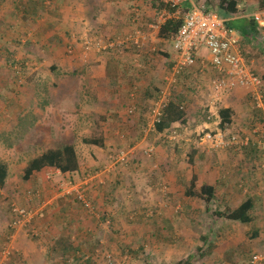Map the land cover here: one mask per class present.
Listing matches in <instances>:
<instances>
[{
    "label": "rangeland",
    "instance_id": "1",
    "mask_svg": "<svg viewBox=\"0 0 264 264\" xmlns=\"http://www.w3.org/2000/svg\"><path fill=\"white\" fill-rule=\"evenodd\" d=\"M21 2L22 0H0V17H3L4 13L6 15H9L12 9L15 7V4H20ZM250 3L252 2L249 1V4ZM164 9L165 10H162V12L166 11V8ZM161 15L162 13L157 14V18L159 19ZM240 24H242V22L240 21L234 22V27L237 28V26ZM1 31L0 81L1 84L3 83V85H1L2 89L0 91V103H5V101L1 97L5 99L7 97L11 103H13L14 101H24L28 102L27 104L32 107L24 108L23 113L28 114L29 117L21 121L18 127L16 126L13 130L11 129L8 131H0V148H2L3 150V154L0 151V161L4 162L7 165L10 175V187L7 184L6 190L1 191L2 194H0V264H6V262H9V259L16 257L17 252L14 251V249H18V247H21L23 245L26 247L28 243L36 244L37 246L39 245L38 242H29L32 239L28 238L27 234L25 233V229L23 230L21 228L22 225L27 221V219L16 229L10 228L11 218L13 214L12 209H24L26 211H29V213H31V216H34L42 209L45 213L46 209L50 207L51 203L52 208H57V206L63 205V203H57L56 205L54 204V201H62L64 199L70 200L69 197L64 198L70 195H65V192L63 190V184L69 181L67 180L65 182H62L68 177L65 178L59 176L58 174L53 177H47L50 175V172H47L46 175H44L45 181H48V184H45L47 186H45L43 189V200L38 201L34 199L36 201V204L32 205L31 202L29 203V201L25 199V193L29 190H27L25 184L24 188H21V183L24 182V180L22 179V175L24 173V169L26 168L25 160L27 159L23 158L33 156V152H31V149L34 150L35 154L43 152V127L36 124L37 120L35 119L38 117V115L37 117L35 115L39 113V110L36 111L38 106L35 105L43 100V76L35 74L31 83L29 84L30 76L26 75L25 78H14V69L16 66L13 68V71H11L9 69V64L11 62H14L16 55H18L19 53H23L24 49H32L39 60H32V62L30 61L28 62V64H34L35 67L38 68V72L43 70V59L40 57L43 54L38 51V49L43 50V45L37 43L38 39L41 41L43 40V19L38 20L33 28H27L26 30H19V28H16V32H19V35H21L23 38L21 41H23L25 38H29L31 40V46L27 45L22 47L20 45L17 46V44L16 46H14L13 43L8 40L6 42L7 46L5 47L4 38L2 40L1 37H8V34L4 30ZM24 31H26V36H24ZM9 35L10 37H16L13 29L10 31ZM85 36L86 35H82V38L85 39ZM78 37L80 38L81 35H79ZM258 38H260V40H257L255 38L249 44L245 42L242 43L241 41V49H243V51L247 54V57H245V59L248 62L251 60L257 61L254 62V65H256L258 69H264V35L262 34L261 37ZM22 43L23 45H25L24 42ZM35 45L37 49H35ZM70 48L71 49H68V47H64V55L67 57H74L71 54L74 55L75 50L72 47ZM121 52L125 58H132L134 60H138L141 58L138 57V55L140 54H137L136 52L132 53L129 52V50L127 53H125L124 51ZM198 53L201 56L208 55V51L205 48H200ZM28 58L33 59L32 56H28ZM160 59L161 57L152 59L154 60V63L152 65H148V67L145 65H141V61L133 62L131 60V65H138L135 67L140 71H143L150 67V70L152 72L158 71L159 74L161 73L154 79V81L151 80L152 82H150L148 79L141 81V87H143V89L148 88L150 89V91L155 92V88L159 87L158 82L162 80V71H164V69L162 68L164 62H160ZM259 72H261V70H259ZM188 73L192 78H194V75H198L196 73V69L194 68L190 69ZM258 75L262 77L261 80L264 82L263 74ZM14 79H16L15 88L7 90L5 82L8 83V80H10L9 82H11V80ZM146 82L147 84H145ZM179 82V85L181 86L176 87L174 93L178 94L177 91H180L181 93L188 92V101L184 102V112L187 115V120H189V123H186V121L184 122V125L175 123L168 130H165L166 132H168V134H166V139H169L168 142L164 143V139L159 141V135L158 137L156 136L157 140L155 139L156 133H153L149 130L152 127V117L149 115L148 128H146L144 132L145 135L143 136V134L140 133L141 131L139 132V130L135 129V126H133L135 124L134 117L137 115H133V113L125 115L126 120L124 122L127 123V125H130L129 128L125 125L117 126L114 128L113 132L115 133V139L113 140V144L108 146V149L110 147L111 150H108L103 155H97L101 154V151L97 149L92 152L91 147L84 145L83 142H81L80 137H78V139L75 138L76 141L74 140V145L77 146V151L79 152V159L82 168L84 170L86 169V171L97 172V175H99V180L101 181L107 179V183L104 186L108 185V183L110 182L112 186H116V189L113 190L111 195L108 194L109 188L102 191V196L100 197V199L103 205H101V209L103 215H105L103 217V220H101L102 217L100 215L98 216V221L94 220L95 218H90L91 222H96L98 228H96V226L94 227L93 225L94 228H92V230L89 227V232H94V229H97V232L100 236V241L104 244V247L105 245H108L105 248H107L108 253H111L113 257L115 256L114 259L117 264H177L178 262L175 263V261L179 260L181 257L182 259L188 260L192 258L193 264H211L210 257L212 259L214 258L213 256H209L210 252H215V248L221 249V245L223 243H225L227 247H232L233 252H231V254L225 255L223 261L221 260L222 262L218 261L212 264H246L248 261L247 259H249L254 253L252 252V250H250L252 245V238L249 237V227H246V225H231L216 220V217L212 215V212H214L215 209L221 210V207L218 208L216 201L208 205L209 208L208 210H206L207 206H205L203 203H200L197 199L186 197L184 195V190L189 186L190 180L193 176L195 177V185L197 188L206 183H215V186H217V179L222 181V175L227 178L230 177L229 174H226L224 169L225 167L222 166L221 154H225L226 157H228L226 151L228 150V148L240 152L239 148H233L231 145H229L231 133H234L233 126L231 125L228 130L222 131L221 129H219L218 124L215 123L216 121H213V118L210 117V114L207 112V110L201 107V101H203V103L205 101V98H203L205 95V89L203 88V85L205 83L204 79H202V81L200 80L198 83H196V85H192L191 89L188 88V90H186V88L182 86L181 80H179ZM150 83L152 86L149 85ZM9 85L11 84L9 83ZM130 86L131 85H129V87ZM28 87H30L31 96L26 90V88ZM189 91L191 92V94L189 93ZM24 92H26V94ZM184 95L186 96V93H184ZM24 97L26 99H24ZM227 98L229 99V96H227ZM228 99H226L225 97L226 103H228L229 105L235 101L233 97L229 100ZM14 106L15 105H13L12 108ZM1 109L5 111V108ZM2 115L3 114L0 113V118L2 117ZM248 116L250 115L248 114L247 117ZM205 117L208 118L206 119ZM132 118L134 119L131 121ZM247 120L245 122H247ZM38 122L41 123V119H39ZM206 122H208V124L204 126ZM252 126L253 123H251V125L248 126L246 130L249 131L250 129H252ZM255 126L258 128L264 127L259 123L255 124ZM235 127L237 130H239L243 128L244 125H240L239 127L235 125ZM0 129H3V127H0ZM31 130L35 133L34 135L29 134ZM40 131H42L41 134H39ZM240 131L242 132V130ZM241 132H238L240 137L241 134H244ZM218 133H220V135H217L214 138V136ZM259 133H262L261 129L259 130ZM150 135H152L154 143L158 142L156 144H153L152 146L154 149V156L151 155L153 153H148L147 155L143 154V156L141 155L138 159V168H135L136 166L129 164L127 165L129 167L122 171V174L116 175L119 170L117 167V169L114 170L108 178V174L112 171L108 170L107 168V166L109 165L108 156L113 155L114 151L116 152L117 150H120L122 148L132 147L134 144H136V138L140 137L139 139H137V141L139 140V142L137 143H140L141 139L144 140V138L146 137H151ZM205 135H210L212 139L206 140ZM161 136L165 135L162 134ZM171 137H175L176 141ZM31 138L33 139V141H30ZM147 138L145 139V143H143L144 146H146L147 144ZM216 140L220 142L218 148L213 146ZM180 143H182V148L180 149V151L178 153H172L171 150ZM55 144H57L58 146L64 145L65 141L64 143ZM149 146L150 147H148V149H151L152 147L150 144ZM11 148H15V150L13 149L9 152ZM257 148H264V145L261 144L257 146ZM220 151L222 152L220 153ZM9 153L11 155H9ZM196 155H203V160L198 159ZM189 157L191 158L190 160ZM224 157L225 156H223V158ZM88 161H90V164L88 163ZM241 177V175L235 176L233 174L232 181H237V179L239 180V178ZM242 179H245L242 180V185H248V177L246 179V175H244ZM86 182L84 183L86 184ZM77 185H80V183ZM40 190H42V188H40ZM33 193L36 195L37 190H35ZM259 193L261 194V200L264 205V190H259ZM216 194L218 195V192H216ZM57 196L61 198H58ZM127 197L131 198L132 203L135 206V208L131 211L130 202L126 201V204H122V201H124ZM34 198L37 197L34 196ZM237 198H239V200L241 201L242 195H238L235 199L231 200V206H233L234 208L239 204L236 200ZM71 203H73V201H71ZM191 208H195V211L191 210ZM150 209L151 212L153 210H156L158 213L163 212V215H165V217H167L168 219H170L172 216L174 225L176 226V233L179 234V237H181V239L176 236L178 243L171 245L162 240V242L164 243H159L158 246H155V244L157 243L154 240H151L150 246H146L145 252L140 253V255H135L132 252L130 253V255L127 251H125V255L120 254L122 246H126V250L129 248L130 250H134L136 249V247L139 248L140 240L142 239L138 236L139 232H136V230L140 228V221H142V223L144 224L141 212L142 210H147L150 212ZM63 210L64 209L62 208V210L57 212V214H63ZM181 212L184 215H191L189 217L194 219V222H192L189 218L188 221H186L185 217L181 216ZM260 212H264V207L261 208ZM203 213L207 217H202L204 218V221H201L197 217H200ZM47 214L48 217H50V213ZM43 219L45 218L43 217ZM30 220L29 223L32 225L33 220ZM34 222L38 223L36 221ZM157 224L159 226L161 225V223L158 221ZM145 225L147 226V223ZM44 226L47 228V230L58 228V230H56L54 233V237L58 235L57 231H62L61 228L57 226H48L47 221H43V227ZM133 226L134 230H131ZM37 229L41 230L38 228V226H32L30 231H37ZM209 232H218L220 235H215L221 238L218 237L215 242H211L209 246L207 245L208 247L205 246V248L203 249L204 254L201 255L200 258L198 254L196 255L190 252L186 253L184 251L185 248H183V237H185L188 242L194 244L195 247H198L196 246L198 235H208ZM16 234L23 235V243L18 237L16 238L14 236ZM73 236L75 237V239H77L76 233L73 234ZM164 237H166L165 234ZM98 242L99 241H97V243ZM14 244L15 248L13 247ZM65 245V249L69 250V252H67L66 254H53L52 256H50L52 257L51 259H46V255L44 253L42 259V257L37 256V251H33L35 254H33V252L29 254V259L31 262L29 261L27 262V264H84L82 261H80L81 259H76L77 253L72 252V249H69V247L72 246L70 244L68 245V241L65 243ZM2 247H4L5 249L2 250ZM41 248L43 249V247ZM62 249L63 248H61V250ZM156 250H159L160 253H158ZM262 250H264V246L262 247ZM262 250H259L261 251L260 253H264V251ZM83 256L86 259L90 255L85 253L83 254ZM130 256L132 257V259L129 263L123 262L124 260L129 259ZM196 256H198V258H196ZM148 257H150L149 259H152L151 263H148ZM137 258H140V260H137ZM158 258H161V260L157 261ZM133 259H136V261L134 262ZM83 261L85 262L84 259Z\"/></svg>",
    "mask_w": 264,
    "mask_h": 264
},
{
    "label": "crops",
    "instance_id": "2",
    "mask_svg": "<svg viewBox=\"0 0 264 264\" xmlns=\"http://www.w3.org/2000/svg\"><path fill=\"white\" fill-rule=\"evenodd\" d=\"M53 2L55 3L57 11L56 13H53V16H47L46 19H43V50L38 49V51L43 54L40 56L43 59V70L38 72V68H36L34 64H28V62H32V60H39L34 51H32L31 53L33 59H28L24 55H21V57H18V55H16L15 57V61L17 60L20 63L24 62L25 65H27V69H29L32 74L36 73L39 76H43V101L45 103H43L42 109H36V111L39 110V113L35 115L36 117L38 115L36 124L43 127V133L42 131L39 132V134H43V152L35 154L34 150L31 149V152H33V156L23 158H27L25 160L26 167L29 162H31L34 158L40 156L41 154L49 150L61 149L62 146L67 144H72L74 146L76 155L80 162L79 152L77 151V146L74 145V140L75 138L78 139V137H80L81 142H83L84 139L91 138L92 132L97 128L100 129V131H102L103 133L105 146L103 149L91 147V151L94 152V150L97 149L101 151V154L97 155H103L108 150H111L110 147L108 149V146L112 145L114 142V128L123 125L127 126L128 128L130 126L124 122L126 120L125 115L127 114V108L131 106V102L133 101H129V95L131 93V86L129 87V85L130 82H133L134 77H139L137 72L128 73L127 70L123 69V61L130 64V58L123 57L124 59L122 61V56L117 57L113 54L96 55L94 52L84 53L80 51L78 44L75 43V40L79 35H81L80 38H82V35H90V37H92L93 39L123 36L129 33L131 28H133L132 21L136 18L137 20L134 28L140 27L141 31L146 35V40L142 47L143 51L138 50V52H136L137 54H140L139 56L145 59L144 55L149 50H153L157 47V45H160L162 49L164 48L165 53L170 54V56H163L160 59V62H164V65L162 66V68L164 69L165 66L166 68L170 66V62L172 60L171 58L174 55L172 42L159 40L157 37L158 29H151L158 21L157 13L163 14L165 12H158V5L155 6V3H158V0H53ZM135 11H137L136 15L134 14ZM70 44L74 46L75 50H77V53H75V55L71 54L74 57H67L64 55V47ZM45 46L47 48H45ZM35 49H37L36 45ZM27 56L31 57L30 55ZM120 59L122 63L116 62V60ZM254 62L257 61H249L256 75H264V69H258V67L254 65ZM153 63L154 60L147 59L146 66L148 67V65H152ZM259 70H261V72H259ZM154 72H152L149 67L148 69L144 70L143 75L150 81L159 76L158 71ZM199 77L202 81L203 76ZM262 83L264 89V82ZM1 85H3V83L1 84L0 81V91L2 89ZM24 93L26 94V92ZM232 97L233 99H235L232 104L229 105L225 100L222 106L217 109L208 110L209 108H207V105L204 104L203 101H201L200 105L207 110V112L210 114V117H212L213 121H216L215 123L217 124H219L218 122L220 121L218 115L219 110L221 108L230 109L232 112L231 125L233 126V129L239 132H241L240 130H242L241 133H244L245 137L249 138L248 146L251 144L254 146L257 143V137L256 135L252 134V131L254 128L255 130H257L258 136L260 138L262 137L263 132L259 133V130L261 129L262 131L264 127L258 128L255 126V124L259 123L264 126V108L262 110L257 109L253 104H251L248 95L242 90L233 92L229 96V99ZM6 99L7 100L4 104L0 103V113L3 114L2 117L4 119L3 120L2 117L0 118V127H3V129H0V131H8L18 124L16 123L17 119L15 120V113H18L19 108H32L27 104L28 102L14 101L13 103H11L7 97ZM24 99L26 98L24 97ZM13 105L15 106L12 108ZM1 108H5V111ZM248 114L250 116L247 117ZM20 116L23 115L21 114ZM134 118V122H136L137 115ZM134 118H132L131 121ZM205 118L207 119L208 117ZM39 119H41V123L38 122ZM246 120L247 122H245ZM185 121L186 123H189L186 114L184 122ZM184 122H178V124L180 123V125H184ZM251 123H253L252 129H250L249 131L246 130L248 126L251 125ZM206 124H208V122H206L204 126ZM235 125H237L238 127L240 125H244V127L237 130ZM133 126H135V124ZM31 132V135L35 134L32 130ZM145 139L146 138H144V140L141 139V142L138 144L144 146L143 143H145ZM30 141H33V139L31 138ZM64 141V145L58 146L57 144H55L64 143ZM13 149L15 150V148H11L9 152ZM0 151L3 154L2 148H0ZM226 151L228 157H226L225 154H221V162L222 166L225 167L224 169L226 174H229L230 177L227 178L222 175V181L217 179V186H215V183L206 184L213 186L215 192H218V195L216 194V196L219 197V201L220 199H223L224 202H226L227 205H229V207L231 208H234L233 206H231V200L235 199L238 195H242V200L240 201L239 198L236 199L239 203L237 207L246 199L252 200V208L248 214L250 216V222L242 225H246V227H249L250 229V225H252L253 223L255 228L259 229V232L257 233L258 235H256L255 238L251 237L252 245L250 250H252V252L254 253L261 252L259 250H262V247L264 246V215H262L264 214V212L261 213L260 210L262 207H264V205L261 200V194L259 193V190H264V148L255 149V147H252L251 149L248 148L240 152L228 148V150ZM221 152L222 151H220V153ZM9 155L11 154L9 153ZM223 156L225 157L223 158ZM88 163L90 164V161H88ZM85 171L86 169L84 170L80 163V170L78 173H81L80 175H82L83 173H87ZM47 172H50V175L47 177H53L57 174L60 176V172L58 170H55L53 168L50 170L46 169L42 170L41 172H34L27 181L21 183V188H24L25 184L27 190L29 189L25 193L24 197L27 201H29V203L31 202L32 205L36 204L35 200H43V189L45 186H47L45 184H48V181H45L44 177ZM75 174L76 173L72 174V176H74ZM233 174L235 176L241 175L242 177L246 175V179L248 177V185H242V180H245L242 179V177L239 178V180L237 179V181H232ZM63 176L66 178V176H69V174H64ZM77 178L78 176L73 177L74 180H76ZM40 188H42V190H40ZM107 188H109L108 194L111 195L113 190L116 189V186H112L110 182L105 186V188H102V191L106 190ZM35 190H37L36 195L33 193ZM99 191L100 192L92 193V198L94 199L96 208L102 212L101 205L103 204L101 203L100 199V197L102 196V191ZM34 196H36L37 198H34ZM57 197L61 198L59 196ZM126 199L122 201V204H126V201L130 202L131 211L135 208V206L133 205L131 198L127 197ZM71 201V199L54 201V204L56 205L57 203H63V205L57 206V208H52L51 203L50 207L46 209L45 213L43 214V217H45V219H43L40 214L43 211L42 209L39 212L40 215L37 216L38 220H36V222L43 225V221H47L48 226H57L61 228L62 231H57L58 235L55 237L54 233L56 230H58V228L47 230L49 233V238L51 242H53L52 244L54 245V243H58V245H56L55 247L58 248L57 252L63 253V249L61 250V248H66L65 243L68 241V245L72 244L73 250V247H75L78 248V250L82 253H85L92 250L93 242L85 237V234H83V230L78 231L79 225H73V223L71 222L70 214L77 215H72L73 222H82L84 220H88L84 222L85 229L90 227L92 230V228H94L97 224L93 227V222H91L90 218L93 219L94 217H90L88 219L87 216H84L82 214V210L78 209V206L74 202L71 203ZM62 208L64 209V213L57 214V212L62 210ZM47 213H50V217H48ZM189 216L191 215H187V217ZM187 217H185L186 221H188ZM201 217L207 216L203 213ZM94 220H96V218ZM169 220L170 225L167 229L168 233L165 235L168 239L172 240V242H168V244L171 245L173 244L172 236L175 237L176 234L179 239H181V237H179V234L176 233V226L174 225L173 217L171 216ZM139 227L140 228L137 229L136 232H139L138 236L142 240H144L150 232L151 226L148 227L144 225L142 221H140ZM133 228L134 226L131 230H134ZM75 233L77 239H75V237L73 236V234ZM209 234L210 239L206 242H204L202 236L206 237L207 235H198V241L196 245L198 247H195L194 244L188 242V240L183 237V248H185L184 251L186 253H194L199 249L203 250L205 246L208 247L212 240L216 239L211 232H209L208 235ZM14 236L16 238L18 237L23 243L24 237L22 234H16ZM13 247L15 248V244L13 245ZM40 247L41 245H30V243H28L26 247L24 245L18 247V249H14V251L17 252L16 257L9 259V262H6V264H27V262L30 261L28 254L32 253V248L33 251L35 250V252L37 250H40L37 251L40 254L48 252L47 246H43V249H40ZM225 247L227 248L228 252H210L209 256H213L214 258L212 259L210 257L211 264L216 263L217 261H223L226 254L233 252L232 247H227V245ZM156 251L160 253L159 250ZM21 254H23L24 256H28L27 258H21L19 256ZM158 259L159 261L161 260V258ZM184 260L185 259H182L181 257L179 260L175 261V263H179ZM191 261L193 262L192 258Z\"/></svg>",
    "mask_w": 264,
    "mask_h": 264
},
{
    "label": "trees",
    "instance_id": "3",
    "mask_svg": "<svg viewBox=\"0 0 264 264\" xmlns=\"http://www.w3.org/2000/svg\"><path fill=\"white\" fill-rule=\"evenodd\" d=\"M193 1L196 3L197 6H203L207 12L217 13L223 17L235 18L229 22V25L231 26V28L233 30L237 31V33L239 34V36H240V42H239L240 47H241V41H242V43L245 42V43L249 44L255 38L257 40H260V38H258V37H261V35L264 34V28L259 27V25L256 24L254 22V20L249 16L253 11L264 10V0H244L242 2H240V0H193ZM249 1H251L252 3L249 4ZM239 3H240V5L242 4L241 7H238ZM156 5H158V12L165 10L164 8H166V11L168 13L173 12L168 7V5L164 4L161 0H158V3H155V6ZM56 11H57V9H56V6H55V3L53 2V0H22V2L20 4H18V3L15 4V7L12 9L11 13L9 12L10 13L9 15H6L4 13L3 17H0V31L4 30L8 34V37H6V36L1 37L2 40L4 38V41H5L4 46L5 47L7 46L6 42L8 40L11 41V43H13L14 46H16V44H17V46L20 45L22 47L27 46V45L31 46V40L29 38H25L23 41H21L23 38L21 35H19L20 34L19 32H16V28H19V30H26L27 28H33V26L38 22V20L46 19L47 16H53V13L54 12L56 13ZM19 14H22V15H19ZM157 14H159V13H157ZM246 16H248V17H246ZM182 20H183V17L170 18V19L165 20V22L162 23L160 25V27L158 28V34H157L158 39L161 41H167V42L173 43V40H174L177 32L179 31L181 25H182ZM239 21L242 22V24L238 25L237 28H235L234 22H239ZM12 29L15 32L16 37H14V36L10 37L9 34H10V31ZM25 34H26V31H24V36H26ZM106 38L107 37L101 38V39H93L92 37H90V35H86L85 39L79 38V37L76 38L75 43L78 44L80 51H82L84 53L94 52L96 55L113 54L117 57L122 56L121 59L123 61L124 55L122 54V52H119L118 50H111V51L110 50H108V51H103V50L97 51L96 50V48H95L96 42L99 40H104ZM22 42H24L25 45H23ZM37 43H40L43 45V40L41 41L38 39ZM67 47H68V49H71L70 47H72L74 49V46L71 44L66 46L65 48H67ZM45 48H47V47L45 46ZM128 50H129V52L134 53V52H138L139 49H136L134 46H130L128 49L125 48L123 51L125 53H127ZM141 50L142 49H140L139 51H141ZM241 51L246 55V56L244 55V57H247V54L243 51V49H241ZM31 53H32V49H24L23 53L18 54V57H21V55H24L28 58L27 55H31ZM75 53H77V50H75L74 55H75ZM144 56H145V59H143L141 56H139L141 58L138 60L130 59V64L123 61V63H124L123 69L124 70H127L128 73L137 72V74L139 75V77H134L133 78L134 80L132 79L133 82H130V85L132 87L130 88L131 93L129 95V101H131V100H133V101L131 102V106H129L127 108V114H132V113H133V115L137 114V120L135 122L134 128L138 129L139 132L141 131L140 133L143 134V136L145 135L144 132H145L146 128H148V115L149 116L152 115L154 103L158 100L159 95H160L161 91L163 90L165 83H166V81L164 80V76L169 71V68L171 66L170 65L168 68H166V66L164 67V71L162 72V80L160 82H158L159 87H157V88L153 87V88H155V92L150 91V89H148L146 87H145L146 89H143V87H141L142 86L141 81L146 79L145 76L143 75L144 70L140 71L139 69H137L135 66H138V65H136L135 63H134L135 65H131V60L133 62L134 61L135 62L141 61L140 62L141 65L146 66L147 59L151 60V59L156 58V57L162 58L163 56L168 57V56H170V54L165 53V50H163L162 47H160V45H157L156 48H154L153 50H149ZM121 59L116 60V62L122 63ZM14 67H15V69H14L15 70L14 71L15 77L14 78H16V79H17V77L25 78L26 75H29L30 76L29 84H30L36 73L32 74L30 72V70L27 69V65H25L24 62L20 63L17 60H16V64H15V61L11 62L9 64V69L11 71H13ZM16 79L11 80V82H9V80H8V83L5 82L7 90L8 89L11 90L12 88H15ZM179 80L182 81V86H184L186 88V90H188V88L191 89V86L196 85V83H198L201 79L198 75H194V78H192L191 75L188 73V71L185 70L176 76V82L168 88L169 93H170V97L168 98L167 102H165L160 107V109H159L160 116L157 117V120L154 122L151 129H149L153 133L154 132L156 133V135L154 134L155 139H157L156 136L158 137V135H159L158 140L160 141V140L164 139V143L168 142V140H169V139L168 140L166 139V134H168V132H166L165 130H168L175 123L184 122V119H185V112H184L185 111V108H184L185 103L184 102L188 101V95L189 94H188V92H184V93H186V96H185L184 93L183 92L181 93L180 91H177L178 94L174 93L175 88L181 86V85H179V83H180ZM152 81H154V79ZM152 81L150 80V82H152ZM9 83L11 85H9ZM138 84H140V85H138ZM145 84H147V82ZM149 85H151V83ZM203 88L205 89L204 85H203ZM27 91L29 92L28 94L30 95V92H31L30 87L27 88ZM189 93L191 94L190 91H189ZM131 94H132V96H131ZM17 95H18V93H17ZM205 97L206 96L204 95L203 98H205ZM1 98L6 102L5 98H3V97H1ZM43 103H45L43 100H41L39 103H37L38 109L43 108ZM148 105H149V107H148ZM129 110L130 111L132 110V112L129 113ZM149 111H150V113H149ZM23 112H24V109L19 108L18 113H15V120L17 119L16 123H18L17 125H15V127L16 126L18 127L19 124L21 123V121H23L24 119L29 117L28 114H25ZM21 114L23 116H20ZM16 115H17V117H16ZM218 115H219V119H220L219 124H218L219 129H221L222 131L228 130L232 124V112H231V110L221 108L218 112ZM35 119L37 120V118H35ZM15 127L14 128L12 127L11 129L13 130V129H15ZM235 132L237 133V131H235ZM31 133H29V134H31ZM162 134L165 136H161ZM171 134H174V133H171ZM150 136L151 137H148V138L146 137L147 138L146 146H142V145H139L137 143V142H139V141H137V139L140 138L138 136L139 138H136V144H134L132 147L122 148L120 150H117L116 152L114 151L113 155L108 156L109 160H110V161L108 160V164H109L112 161V157L116 153H118L119 151L124 150L125 152H129L127 164L124 166H120L121 168L118 167L119 170H118V173L116 175L122 174L123 173L122 171L127 169L129 167L127 165H129V164L136 166L135 168H138V159L140 158V156L141 155L143 156V154L147 155L148 153L150 154V153L154 152V149L152 146H153V144H156L158 142L154 143V139H153L152 135H150ZM171 138H173V140H175V137H171ZM83 144L87 145L89 147H96L99 149H103L105 146L104 145L105 142H104V137H103L102 131H100V129H98V128L96 130H94L91 134V138L84 139ZM149 144L152 147L151 149L150 148L148 149V147H150ZM181 144L182 143L178 144L175 148H173L171 150L172 153L173 152L178 153L180 151V149L182 148ZM179 145H181V146H179ZM252 147H255V149H257L256 144L254 146L252 144L249 146L248 145L247 146L241 145L240 147H237V148H239L240 151H242V150H245L248 148L251 149ZM151 155L154 156V153ZM196 156L198 159L203 160L202 157H204V156H202V155L201 156L196 155ZM190 159L191 158L189 157V160ZM52 168L55 170H58L60 172V176H62V177H64L63 176L64 174H69V176H66L68 178L62 182H65L68 180L73 185H77L80 183V186H79L80 193L83 196V198L90 203L91 210L85 209L82 205L81 199H79L74 194H72L70 196H66L64 198L69 197L71 199V197H72V201L78 206L77 208L78 209L80 208L82 210V214L84 216H87L88 219L91 216V217L96 218V221H98L99 220L98 216L100 215L102 217V218L100 217L101 220H103V217L105 214L103 215V213L96 208L95 203H94V199L92 198V193L100 192L99 190L102 191V188L105 187L104 185L106 184L107 179L104 181L99 180V175H97L98 173L93 172V171H86L87 174L83 173L82 175H80L81 173H78L80 170V162L78 160L74 146L72 144L64 145L61 147V149L49 150V151L41 154L40 156L34 158L31 162H29L27 167L24 169L22 179L24 181H27L34 172H41L42 170H46V169L50 170ZM116 169L117 168L113 169L108 174V178H109L110 174ZM120 172H122V173H120ZM74 173H76V174L74 176H72V174H74ZM77 176H78V178L76 180H74L73 177H77ZM9 180H10V175H9L8 167L4 162L0 161V194H2L1 191L6 190L7 184L8 185L10 184ZM84 182H86V184ZM216 192L214 190V187L210 186L208 184H203L199 188H197L195 185V177L193 176L192 179L190 180L189 186L184 190V195L186 197L197 199L200 203H203L205 206H207L206 210H208V208H209L208 205H210L214 201H216L218 208L221 207V210L215 209L214 212H212V215H214L216 217V220H219V221H222L224 223L231 224V225H242V224H247L250 222V216L248 214L252 208V202H251L252 200L251 199H246L237 208H231V207H229V205H227L226 202H224L223 199H220V201H219V197L216 196ZM12 210L11 211L13 214L11 213L12 218H11L10 228L16 229V228H13L12 223L15 220V218L17 219L18 217H16L15 209H12ZM191 210L195 211V208H191ZM40 214H41V217H43L44 211H42ZM40 214L38 212L37 214L32 216L33 217L31 219V220H33L32 225L29 223V220H28L21 227L23 230L25 229V233L27 234V237L32 239L29 242H33V243L38 242V243H40L38 246H40V245L47 246L48 252L49 251H51V252L44 253L46 255V259H51L52 257H50V256H52L53 254H63V253L66 254L67 252H69V250H67V249L65 250V247H63V253L57 252L58 248H55V247H56V245H58V243H54V245L52 244L53 242H51V240L49 238V233L47 231V228L45 226L43 227V225H41V224L34 222V221L38 220L37 216H39ZM180 214H181V216L187 217V215L182 214V212ZM72 215L77 216L76 214H72ZM72 215H70V217H71V222L73 223V225H79L78 231L83 230V234H85V237L87 239H90V241L93 242L92 250L85 252V253L90 255L86 259L83 256V254H85V253H82L81 251H79L78 248L73 247L74 248V250H73L72 247H69V249H72L71 250L72 252L77 253L76 259H81L80 261H82L84 264L85 263L86 264H117L115 262V259H114L115 256L113 257V255L111 253H108L107 248H105L108 245H105V247H104V244L100 241V236H99L97 229H96V228H98L96 225V222L95 221L93 222V225H96L94 232H89V228L85 229V226H84V222L88 221V220H84L82 222H73ZM141 215H142V219L144 220V225L147 223L148 227L151 226L150 232L148 233V235L146 236V238L144 240H140L139 248L136 247V249H134V250H130V248H129L126 250V246H122L120 254L125 255V251H127L129 254L132 252L135 255H140V253L145 252L146 246L147 247L150 246L151 240L156 241L157 244H155V246H158L159 243L162 242V240H164L167 243L169 241L172 242L171 239L164 237V234L168 233L167 229L170 225V220L167 219V217H165V215H163V212L158 213L156 210H153L151 212V209H150V212L147 210H142ZM187 218H189L192 222H194V219H192L191 217H187ZM197 218L200 219L201 221H204V218H202L201 216L197 217ZM157 221L161 223L160 226L157 224ZM32 226H34V227L38 226V228L41 230L37 229V231H30ZM249 232L251 234L250 237L255 238L256 235H258L257 233L259 232V229L255 228L254 224L252 223V225H250V231ZM215 234H219V233L218 232L212 233V235L217 239L219 236H216ZM176 236H177L176 234H175V237L172 236L173 244L178 243ZM202 237L204 239V242H206L210 239V234L207 235L206 237L205 236H202ZM216 239L212 240V242H215ZM52 241H53V238H52ZM97 241H99V242L97 243ZM30 245H34V244L30 243ZM70 245L72 246V244H70ZM43 246H41V247H43ZM225 246H226L225 243H223L221 245V249L215 248V252H217V253L220 251L226 252L227 248ZM4 247H2V250L5 249ZM31 250L33 252V248ZM37 251H39V250H37ZM33 254H34V252H33ZM194 254H198L199 258H200L201 254H204V250L199 249L196 252H194ZM228 254H231V253H228ZM228 254H226V255H228ZM19 256L21 258H27V256H24L23 254H21ZM37 256L42 257V259H43V254H40L39 252H37ZM149 258L150 257H148L147 261H148V263H151L152 259H149ZM196 258H198V256H196ZM83 259L85 260V262L83 261ZM131 259H132V257L130 256L129 259H126L123 262L129 263L131 261ZM249 259H247V260H249ZM137 260H140V258H137ZM133 261L135 262L136 259H133ZM157 261H159V259H157ZM177 264H193V262L191 261V259L190 260L185 259L184 261L179 262Z\"/></svg>",
    "mask_w": 264,
    "mask_h": 264
},
{
    "label": "built area",
    "instance_id": "4",
    "mask_svg": "<svg viewBox=\"0 0 264 264\" xmlns=\"http://www.w3.org/2000/svg\"><path fill=\"white\" fill-rule=\"evenodd\" d=\"M161 1L168 5L173 12L167 14L168 12L165 11L151 28L152 30H157L169 18L183 17V20L172 43L174 55L171 58L169 71L164 76L165 86L158 100L154 103L151 115L152 126L157 117L160 116V107L170 97L168 88L176 82V76L192 68L196 69V73L199 76H203L206 83H204L206 91L204 103L209 108L208 110L220 108L224 103L225 97L227 99V96L238 90L244 91L248 95L251 104L262 110L264 108L263 83L261 77L256 75L252 65L245 59L241 51L239 34L229 25V22L235 18L207 12L203 6H197L193 0ZM242 1L244 0H240V2ZM241 5L239 3L238 7H241ZM134 14L136 15L137 11ZM249 16L259 27L264 28V10L253 11ZM136 20V18L133 19V28L126 35L108 37L97 41L95 44L96 50H118L121 52L130 46H134L139 50L142 49L146 35L141 31L140 27L134 28ZM200 48L207 49L208 55H199ZM131 112L132 110H129V113ZM252 132L253 135L257 134L255 129ZM262 132L260 140L264 139V130ZM217 135H220V133L216 134L214 138ZM205 138L206 140L212 139L210 135H205ZM260 140L258 144H261ZM219 143L216 140L213 146L218 148ZM248 144V137L241 138L235 131L231 133L229 145L232 147L237 148ZM128 155L129 152L124 150L116 153L107 166L108 170L111 171L126 165ZM63 185L65 195H76L81 199L83 207L91 210L90 203L80 193V185H73L71 182H66ZM15 213L18 218L13 221V228L19 227L26 219L30 220L32 218L31 213L24 209L16 208ZM247 264H264V253L254 254L250 257Z\"/></svg>",
    "mask_w": 264,
    "mask_h": 264
},
{
    "label": "clouds",
    "instance_id": "5",
    "mask_svg": "<svg viewBox=\"0 0 264 264\" xmlns=\"http://www.w3.org/2000/svg\"><path fill=\"white\" fill-rule=\"evenodd\" d=\"M169 19H170V18H169ZM164 22H165V21H164ZM164 22H163V23H164ZM128 48H129V47H128ZM138 57H139V55H138ZM131 59H132V58H131ZM135 60H136V59H135ZM253 129H254V128H253ZM263 130H264V129H263ZM263 130H262V131H263ZM238 132H239V131H238ZM238 132H237V133H238ZM244 137H245V134H241V138H244ZM256 137H257V143H256V145H257V146H259V145H261V144L264 145V139H263V140H260V137L258 136V134H256ZM259 140L261 141V144H258V141H259ZM233 148H234V147H233ZM237 149H238V148H237ZM257 253H258V252H257ZM259 253H260V252H259ZM254 254H256V253H254Z\"/></svg>",
    "mask_w": 264,
    "mask_h": 264
}]
</instances>
